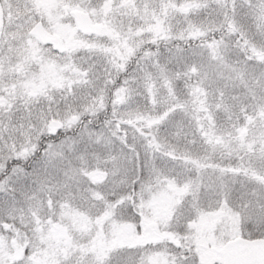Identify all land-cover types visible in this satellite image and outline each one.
I'll use <instances>...</instances> for the list:
<instances>
[{"label": "snow or ice", "instance_id": "obj_1", "mask_svg": "<svg viewBox=\"0 0 264 264\" xmlns=\"http://www.w3.org/2000/svg\"><path fill=\"white\" fill-rule=\"evenodd\" d=\"M0 264H264V0H0Z\"/></svg>", "mask_w": 264, "mask_h": 264}]
</instances>
